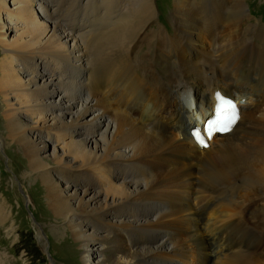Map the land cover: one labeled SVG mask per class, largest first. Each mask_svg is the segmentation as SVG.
<instances>
[{
    "label": "bare ground",
    "instance_id": "obj_1",
    "mask_svg": "<svg viewBox=\"0 0 264 264\" xmlns=\"http://www.w3.org/2000/svg\"><path fill=\"white\" fill-rule=\"evenodd\" d=\"M79 1L0 0L27 24L0 26L1 133L52 215L88 264L106 224L132 248L117 264H264V21L247 0H168L164 24L155 0H86L72 28ZM217 90L250 103L202 149L187 131Z\"/></svg>",
    "mask_w": 264,
    "mask_h": 264
},
{
    "label": "rangeland",
    "instance_id": "obj_2",
    "mask_svg": "<svg viewBox=\"0 0 264 264\" xmlns=\"http://www.w3.org/2000/svg\"><path fill=\"white\" fill-rule=\"evenodd\" d=\"M170 1L172 2L173 0ZM38 2L40 3L41 1ZM38 2L35 8H39L37 6ZM85 2L86 0H80L79 5L72 11L71 16H68L69 22L67 24H70L72 28L82 21V17L86 18L84 11L88 12L87 16L92 13L93 10L84 9ZM247 2L248 12L252 17L254 19L260 18L264 21V11L260 10L264 8V0H247ZM5 3L11 9L17 7L13 0H5ZM155 3L159 12L158 21L164 24L163 12L169 2L168 0H155ZM66 6L69 7V5ZM61 9L63 10V7L60 8V13L56 15L57 18L61 17L64 12H61ZM40 12L41 10H39ZM169 13L170 11L166 12V18H169ZM12 14L14 13L12 12ZM46 15L42 10L40 16H42L43 20L47 17ZM5 23L8 26H5ZM26 25V22H22L21 18L18 20L15 15L12 16L11 20L4 17L0 23V26L2 28L5 27L6 31L17 29L13 33L15 35L24 32L27 28ZM20 37L22 35L17 37L16 40ZM21 74L22 76L26 75L25 72ZM58 96L59 94L54 97L57 98ZM236 100H239L238 102L240 103L238 104H240L241 110L250 103L248 97H243V99L236 98ZM0 105L3 111L4 107H6V98L1 94ZM213 106L214 102L212 101ZM36 120L33 117L26 118V124L33 126ZM3 124V122H0V138ZM197 124H200V122L191 125L196 126ZM186 127L188 128L187 122ZM81 136L82 134L77 135L76 138L79 139ZM44 153L46 151L42 150L41 154L44 155ZM96 178V182H98L101 177L96 174ZM69 182V180L68 183L66 180H61L62 184L67 183L66 185H69ZM86 183L84 179L80 178L74 187L86 189L87 187H84ZM46 201L43 184L41 181L32 179L31 173L28 172L26 166L25 157L19 150L17 151V147L9 143L6 144L2 136V141H0V264H88L89 257H85V251L80 248V244L74 240L70 232L63 229L61 219L59 220L52 215ZM6 212L9 217L7 222H3L2 218L7 216ZM110 220H114L113 216ZM111 225L106 224V227L101 225V229H96V232L100 233L101 238L93 242V250L89 251V253L95 254L90 255V264H117L119 259L126 258V254L130 250L132 251L131 246H128L126 238L121 236L122 233L118 231L117 226ZM12 227L16 230L14 236L10 235ZM55 229L59 231H55ZM83 257L86 259L84 262L82 261Z\"/></svg>",
    "mask_w": 264,
    "mask_h": 264
},
{
    "label": "snow or ice",
    "instance_id": "obj_3",
    "mask_svg": "<svg viewBox=\"0 0 264 264\" xmlns=\"http://www.w3.org/2000/svg\"><path fill=\"white\" fill-rule=\"evenodd\" d=\"M235 122V116L233 115L231 118H229L228 120H226L224 123H223V126L220 127L218 130L219 131H222V132H225V131H228L229 130V127L232 123ZM200 143L201 144H204V141L203 140H200ZM206 146V145H205Z\"/></svg>",
    "mask_w": 264,
    "mask_h": 264
}]
</instances>
